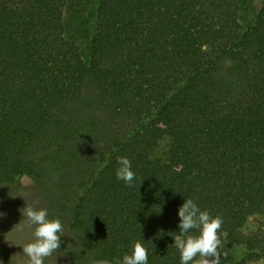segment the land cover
<instances>
[{
	"label": "trees",
	"instance_id": "16d2710c",
	"mask_svg": "<svg viewBox=\"0 0 264 264\" xmlns=\"http://www.w3.org/2000/svg\"><path fill=\"white\" fill-rule=\"evenodd\" d=\"M68 3L0 0V186L29 176L55 198L78 264L134 241L180 264L186 198L222 217L220 264L264 259V224L248 226L264 215V1L244 23L247 0H96L86 55ZM64 172L83 189L59 191Z\"/></svg>",
	"mask_w": 264,
	"mask_h": 264
},
{
	"label": "rangeland",
	"instance_id": "374dc122",
	"mask_svg": "<svg viewBox=\"0 0 264 264\" xmlns=\"http://www.w3.org/2000/svg\"><path fill=\"white\" fill-rule=\"evenodd\" d=\"M263 1L247 0L250 10L248 13H242L241 15L244 23L253 19ZM95 3L96 0H69L66 8L65 25L67 27L68 37L80 46L81 51L85 55L87 54L89 42L93 34L92 24ZM55 181L59 191L62 188L78 191L83 189L82 182H73L70 175L65 172L59 174ZM21 183L20 187L9 185L0 186V213H2L0 215V264H27V257L23 253L22 246L33 239V229L27 225L21 212V209L26 204L33 205L37 208H45L48 211L49 219H59L62 222L65 235L61 236L60 249L65 247L70 250L66 264H78L74 257V251L77 247L73 246L76 242L74 234L69 227L68 220L58 213L56 207L57 200L53 197H48L45 194L46 191H43V188H38L35 184L36 181L32 177L24 176ZM258 224H264V215H255L249 219V228L254 229ZM67 243H70L72 246H65ZM59 250L46 259L44 264L63 263V258ZM230 254L232 259H237L239 251L233 250ZM57 255H59L58 259ZM253 264H264V259Z\"/></svg>",
	"mask_w": 264,
	"mask_h": 264
},
{
	"label": "clouds",
	"instance_id": "9594fccd",
	"mask_svg": "<svg viewBox=\"0 0 264 264\" xmlns=\"http://www.w3.org/2000/svg\"><path fill=\"white\" fill-rule=\"evenodd\" d=\"M117 163L116 178L133 187L136 174L131 161L120 156L117 157ZM21 212L27 225L33 229V239L22 246L27 264H44L60 249L61 236L65 235L64 226L59 219H49L45 208L26 204ZM178 216L179 232H170L169 235L174 238L172 245L179 252L180 264H220L221 249L224 247L219 235L222 217L201 210L191 198H186L179 206ZM91 264H109V261L92 260ZM116 264H148V250L139 241H134L130 254H124L122 259H117Z\"/></svg>",
	"mask_w": 264,
	"mask_h": 264
}]
</instances>
